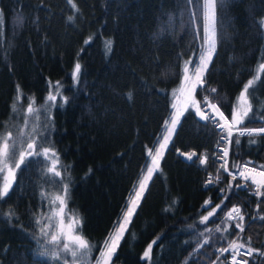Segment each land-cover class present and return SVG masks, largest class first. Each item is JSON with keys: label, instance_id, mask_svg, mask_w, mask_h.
Wrapping results in <instances>:
<instances>
[{"label": "trees", "instance_id": "obj_1", "mask_svg": "<svg viewBox=\"0 0 264 264\" xmlns=\"http://www.w3.org/2000/svg\"><path fill=\"white\" fill-rule=\"evenodd\" d=\"M259 21H264V0H226L223 13L217 4L216 52L203 73L204 87L217 91L201 93L198 85L194 92L206 115L212 113L203 97L232 120L245 84L259 74L258 90L250 89L244 102L251 104L250 116L264 118V72L258 73L264 64V31ZM107 41L112 42L110 52ZM204 41L203 31L194 35L182 0H0V121L10 125L14 136L16 128L28 131L26 123L38 127L37 150L40 137L49 136L43 148L52 149L56 159L53 167L50 159L38 158L26 169L23 164L14 168L13 190L0 201V264H94L100 258L134 185L144 176L147 149L155 147L172 116V91L183 79L184 64L196 57ZM76 63L81 65L78 77L73 75ZM57 81L67 102L60 107L58 96L47 124L45 97L57 94ZM30 103L39 109L36 118L27 113ZM181 113L172 143L163 150L160 172L148 182L110 264H229L232 249L220 253L230 244L241 246L237 264H264L258 255L264 252V196L235 191L242 179L233 180L212 164L217 130L191 108ZM261 124L245 119L240 126ZM249 139L240 137L239 147L230 146V169L242 162L264 166V138L254 137V144ZM26 144L21 141V151ZM193 152L207 155L208 163L201 167L195 157L188 162L179 155ZM15 162L8 161L13 167ZM51 168L69 188L62 215L80 222V228L74 223L75 232L91 247L85 256L78 252L75 261L60 247L33 238L38 235L34 214L51 216L50 231L56 230L52 197L63 191L58 180L46 175ZM217 175L221 182L206 187L209 177ZM246 186L253 189L250 182ZM220 190L228 195L224 204ZM41 192L50 200L42 199ZM205 201H210L207 207ZM233 204L241 209L242 233L226 218ZM216 205L221 207L214 217L201 222ZM149 245L150 255L144 257ZM45 248L49 254L60 252V258L38 256ZM249 249L252 255L246 254Z\"/></svg>", "mask_w": 264, "mask_h": 264}, {"label": "snow or ice", "instance_id": "obj_2", "mask_svg": "<svg viewBox=\"0 0 264 264\" xmlns=\"http://www.w3.org/2000/svg\"><path fill=\"white\" fill-rule=\"evenodd\" d=\"M185 11L187 13V19L189 23L194 28V35L198 34L200 31L205 33L206 42L208 45L209 51H205L204 47L201 46L199 54L196 55V60L193 63L192 60L186 61L181 72L183 79L187 81L189 79L188 76V65L192 64L194 68L195 81L191 84L190 93H194L197 89V86H200L201 93L204 91H209L210 93L215 94V88H205V78L204 71L207 70L209 62L212 60L213 54L216 52V8L217 4H219L221 13H223V9L226 3V0H182ZM74 7V5H73ZM69 19H72L69 17ZM199 20V24L196 21ZM173 22V17H168V23L171 24ZM261 25V30L264 31V21L258 22ZM225 39L223 35V30H221V41ZM112 42H106V50L108 52L111 51ZM264 72V64L259 65L258 73ZM81 73V65L76 63L74 65V76L78 77ZM260 81V76H257L254 79H249L245 84L240 96L237 98L238 102H244L246 100V94L250 89H253L255 92L257 89V84ZM57 90V94H49L45 97V113H46V123H51L50 115H47L48 110L51 107H54V102L57 100L58 96L60 97L61 103L60 107H63L67 102V98L62 96L60 92V82L57 81L54 85ZM131 95H127L126 99L131 100ZM20 99L19 88H18V96L17 100ZM31 100V98H29ZM204 104L206 109H211L214 115H206L205 112L201 111L199 107V102L193 100L192 107L194 109L195 115L199 116L200 119L206 124H209L213 127V129L217 130L218 139L214 145V151L212 153V164L213 166H217V171L223 170L225 173L229 174L233 180H236L237 175L241 177L245 182L251 181L253 185H255L256 189L264 187V170L257 171L256 168H250L248 165L250 162H244L243 165L234 163V169H241L238 173L230 172L228 168V155L230 146L235 143L236 147L240 145V137L248 136L249 143L254 144V137L264 138V127L257 128H249V127H240L245 121L248 119L250 122H256L259 120L260 123H264V118L257 117L255 114L249 115L252 112L251 104H248L246 108H237L232 115L233 119L231 122L228 121L227 117L224 116V113L220 111L219 107L211 103L208 97H203ZM175 107V106H173ZM187 111V109H186ZM11 112L14 114L17 112L15 103L11 105ZM28 114H33L34 118L38 117L39 109L34 110L29 104L27 108ZM183 115V113H181ZM219 116L224 122L220 123L216 117ZM167 124V122H166ZM179 124V117L173 116L171 118V127L167 129L168 134L164 135L162 141L160 139L157 140V149L155 155H152V150L147 149L148 157L151 159V167H147V175H145L142 179L138 181L137 185H134V194L130 196L129 203L125 206V211L122 214V218L117 221V227L113 234H110L109 238L104 242V251L100 253L102 264H110L112 256L116 253L117 247L119 245V241L123 236V233L127 230L125 225L130 223L131 216L135 213L136 208L139 206L140 200L144 198L145 192L148 190V182L152 180V176L154 173L160 172V160L163 158V151L167 150L170 143H172V135L175 134L176 126ZM0 126H3L5 131L0 133V180L3 181V186L0 188V201H3L5 197L10 196L12 189V184L15 183V171L12 167L8 165V161L15 159L16 162L14 164L15 169H21V165L25 166V169L28 167L30 163L37 160L38 158L50 159L51 156H55V152L49 148H43L42 142L49 139V136H41V143L39 144L40 150H37V140L36 136L39 135L38 127H29L27 123L25 127L28 128V131H25L24 128H16V135H13V131L8 130L10 125L7 122L0 121ZM237 133L235 140L233 141V129ZM44 131L49 132L50 128H45ZM21 141H27L26 149L21 151ZM222 142L227 146H222ZM179 152V150H176ZM179 155L184 156L188 162H193V157H195L198 165L203 167L208 163V156L203 155L197 156L196 153H179ZM18 156V159H16ZM264 168V166H259ZM4 173H8V175H4ZM9 175L11 176V181L9 180ZM46 175H50L54 179L58 180L62 185L63 196L56 197V200L59 202L60 214L64 213L65 201L68 198L69 188L67 184L63 183V178L60 176V173L56 172L55 168H51L47 170ZM259 177V178H257ZM220 177L217 175L215 179L211 176L207 181L206 187L209 185H214L220 183ZM231 188V185H229ZM244 189L246 191H251L246 184L238 183L236 185L235 191H239L240 189ZM224 193L223 199L221 200V204H224V201L228 199V195L225 193V190H220ZM257 196H264V193L259 191H255L254 193ZM42 199L50 200V198L45 197V193L41 192ZM210 204V201H205L204 207H207ZM221 205H216L213 208V211L209 212L207 216L202 218L201 222L209 221L210 217H214L216 213V209L220 208ZM168 209H166L167 211ZM241 209L238 207H233L230 211L227 212V219L229 220H243V216L240 215ZM236 214V215H234ZM13 213L8 214V218H11ZM33 219L38 228V235H34L33 238L39 242L43 239L46 244L55 245L56 247H60L64 253H68L73 258V261L77 259V253L80 252L81 256L87 255L91 252V247L87 241L83 240L80 236H74L70 234V230L73 227V224L68 225L69 232H65L63 227L62 215L60 217L59 222L56 225L55 231H50V221L52 219L51 216L45 217L43 214L33 215ZM76 228H80V222L75 221ZM235 228L238 229L241 233L243 232V226L241 223H236ZM219 231V229H217ZM231 234V233H230ZM64 239V243L61 245V239ZM224 239V237H221ZM237 246L234 244H230L229 247H226L221 250V255L223 253H228L230 249L236 248ZM151 252V245H149L148 250L144 252V257H149ZM247 255H252L251 250L246 251ZM38 256H47L51 255L52 259H59L60 252H53L49 254L47 248L43 252H38ZM261 257H264V252L258 253ZM101 261H98V264H101ZM233 261H235V255H233ZM64 264H67V261H64ZM187 264V262H186ZM255 264V262H254Z\"/></svg>", "mask_w": 264, "mask_h": 264}, {"label": "rangeland", "instance_id": "obj_3", "mask_svg": "<svg viewBox=\"0 0 264 264\" xmlns=\"http://www.w3.org/2000/svg\"><path fill=\"white\" fill-rule=\"evenodd\" d=\"M203 47H204L205 51H209L210 50L208 48V45H207V42H206V38H205ZM198 54H199V52H198ZM195 60H196V57L194 59H192L193 63L195 62ZM188 76H189V79L187 81L182 79L181 82L172 91V94H173V106H175V107H173V109H172L173 112H172L171 118L173 116L179 117L181 112L183 110L187 109V108L193 109V107H192L193 100L198 101L196 96H195V94L194 93H190L191 84L195 81L194 68H193L192 64L189 65ZM199 107H200V109L202 111L201 103H199ZM240 107H241V109L242 108H246L245 102H242L240 104ZM171 118L169 119L168 123L165 125V127H164V129L162 131V134H161V136L159 138L161 141H162L163 136L168 134L167 129H169L171 127ZM157 147H158V145L156 144L155 147L152 149V155H155ZM55 164H56V159H55L54 156H51L50 157V165L49 166L53 167V166H55ZM8 165H9V163H8ZM151 166H152L151 159L149 157V162L147 164V167H151ZM10 167H12L13 170H14L13 166H10ZM4 175H8V173H4ZM145 175H147V168L145 169V172H144V176ZM9 179H11L10 175H9ZM0 183H1V186H3V181L2 180H0ZM133 194H134V191H133L132 195ZM56 197H59V195H54V197H52V204H53V207H54L55 212H56V215H55L56 216V222L58 223L62 214H60L58 212L60 210V208H59V202L56 200ZM62 220H63V227H64L65 232H69L68 225L69 224H73V227L70 230V234L74 235V236H79L75 232L74 221L73 220L68 219V218L64 217L63 215H62ZM61 240L63 242H65L63 238ZM98 261H101V257L98 258L94 264H98ZM101 264H102V261H101Z\"/></svg>", "mask_w": 264, "mask_h": 264}, {"label": "built area", "instance_id": "obj_4", "mask_svg": "<svg viewBox=\"0 0 264 264\" xmlns=\"http://www.w3.org/2000/svg\"><path fill=\"white\" fill-rule=\"evenodd\" d=\"M211 101V103H214V104H216L218 107H219V109H220V111L221 112H223L224 113V116L225 117H227V119H228V121L229 122H231V120H230V118L227 116V114L221 109V107L215 102V101H212V100H210ZM210 111H211V109H210ZM212 112V111H211ZM212 115H214V113H212ZM216 119L217 120H219V122L220 123H223L224 121L219 117V116H217L216 117ZM240 127H245V126H240ZM246 127H249V128H257V127H264V123L263 124H261V125H250V126H246ZM233 132H236L235 131V128L233 129ZM223 146H227L226 144H224ZM227 160H228V158H227ZM243 163L244 162H242V163H240L241 165H243ZM250 168H256L257 169V171H261V170H264V168H260V167H257V166H254V165H252V164H249L248 165ZM229 168V167H228ZM241 169H230L229 168V171L230 172H236V173H238L239 171H240ZM237 177H239L238 175H237ZM239 178H241V177H239ZM257 178H259V177H257ZM242 179V178H241ZM243 180V179H242ZM244 181V180H243ZM247 182H250L251 183V181H247ZM260 189L261 188H259V189H256L255 188V185H253V189L251 190L253 193L255 192V191H259L260 192ZM233 207H238V208H240V206L238 205V204H233V205H231L230 207H229V209L227 210V212L228 211H230ZM234 215H236V214H234ZM240 215H241V213H240ZM235 224L236 223H240L239 222V220H232ZM243 226V225H242ZM237 247L236 248H232V250L230 251V253L228 254V262H229V264H237V255H238V253H239V251L241 250V246L240 245H236ZM233 255H235V261H233Z\"/></svg>", "mask_w": 264, "mask_h": 264}, {"label": "water", "instance_id": "obj_5", "mask_svg": "<svg viewBox=\"0 0 264 264\" xmlns=\"http://www.w3.org/2000/svg\"><path fill=\"white\" fill-rule=\"evenodd\" d=\"M242 183L247 185V183H246V182H242Z\"/></svg>", "mask_w": 264, "mask_h": 264}, {"label": "flooded vegetation", "instance_id": "obj_6", "mask_svg": "<svg viewBox=\"0 0 264 264\" xmlns=\"http://www.w3.org/2000/svg\"><path fill=\"white\" fill-rule=\"evenodd\" d=\"M11 181V179H9Z\"/></svg>", "mask_w": 264, "mask_h": 264}]
</instances>
